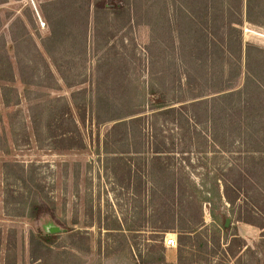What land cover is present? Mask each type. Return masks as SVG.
<instances>
[{
  "label": "rangeland",
  "instance_id": "rangeland-1",
  "mask_svg": "<svg viewBox=\"0 0 264 264\" xmlns=\"http://www.w3.org/2000/svg\"><path fill=\"white\" fill-rule=\"evenodd\" d=\"M45 1L6 0L0 4V36L6 44L10 43L11 21L20 17L39 46L40 40L48 34L40 13V4ZM174 1L139 0L133 21L120 31L114 29L107 43V38L103 36L111 28L104 25L96 36L91 16L86 54L76 44H70L62 53L58 48L54 50V56L61 58L62 63L70 61L66 81L49 65L56 79L54 81L49 77L34 79L39 86L33 85L29 91L18 78L15 80L12 85L20 98L17 105L5 107L0 96V135L7 145L6 149L0 150V264L2 261L4 264H39L30 258L31 234L51 235L52 242H45L48 248L41 251L47 264H104L119 257L129 262L133 249L136 254L144 250L155 258H161L164 235L159 231L164 228L161 225L167 217H159V194L156 191L167 190L173 171H180L182 165L193 173V180L199 182L201 178L205 179L203 173L206 169L215 171L216 162L236 161L231 155L221 157L213 152L212 147L206 145L203 132L196 135L188 149L180 151L178 148L182 145H179L177 150H172L169 140L176 133L175 125L179 119L185 121L189 112L178 109L174 114L159 115L142 105L140 92L145 91L150 78H158L169 89L181 88L184 64L188 62L181 48L178 49V40L171 39L165 26L173 25L172 30H176L173 19L176 12L177 16L180 15V11ZM145 5H152L150 11L153 16L146 18ZM243 18L238 26L243 43L264 49V21L258 19V24H254ZM146 22L152 25L148 27ZM150 26L160 33L150 29ZM28 47L25 52L29 59H37L33 49ZM9 55L13 60L12 50ZM43 56L46 57V54ZM78 81L82 83L73 85ZM96 88L106 98L101 117L110 116L114 111L140 110L137 116L141 119L115 126L112 121H97L94 108L89 104L85 106V113L82 108L78 110L73 98L78 103L83 104L84 98L88 102ZM125 90L130 93L128 102L120 97ZM38 101L41 104L55 103L58 107L69 106L83 139V148L52 149L47 146V141L41 144L35 141L29 107ZM82 113L85 116L83 123L79 120ZM128 119L125 118L126 122ZM161 140L165 141L168 150L161 154L160 160L155 161L153 148ZM187 158L194 168L188 166ZM4 163H16L28 173H34V182L39 185L36 190L39 206L32 208V216L29 214L31 196L23 193L13 171L18 166L4 168ZM158 167L165 170L160 172ZM247 185L250 191L246 194L242 192L241 197L255 212L254 194L258 189L253 181ZM256 198L260 199V196ZM262 202L258 201V218L264 216ZM226 208L227 205H224L217 212L221 213ZM22 212L23 215H20ZM226 218L229 219L227 229H222L224 222L219 220L220 233H216L225 237L220 239L221 248H215V252L208 246L206 253L202 254L203 260L195 263L264 264L262 230L236 222L234 214H227ZM203 219L207 225L212 222L207 205L203 206ZM53 227L58 231L49 232ZM235 232L237 237L231 238ZM211 233H214L213 229ZM242 241L246 245L238 248ZM225 242L230 243L232 252L224 251ZM191 253L192 250H186L184 256L187 260H194L193 256L189 257Z\"/></svg>",
  "mask_w": 264,
  "mask_h": 264
},
{
  "label": "trees",
  "instance_id": "trees-1",
  "mask_svg": "<svg viewBox=\"0 0 264 264\" xmlns=\"http://www.w3.org/2000/svg\"><path fill=\"white\" fill-rule=\"evenodd\" d=\"M138 1L47 0L40 4V13L48 34L40 40L39 46L25 22L20 17L14 18L9 25L10 43L6 44L0 36V96L3 105L9 107L19 103V94L12 85L17 78L28 90L33 85L39 86L34 79L49 77L56 80L49 65L66 81L70 61L62 63L61 58L54 56V50L58 48L62 53L70 44H76L86 54L91 16L96 36L104 25L111 28L103 36L107 38L105 43L109 42L114 29L118 31L133 21ZM5 2L6 0H0V4ZM174 5L180 11V15L177 16L176 12L173 19L176 30H172L173 25L165 26L171 39L178 40V49L181 48L188 62L184 64L181 88L169 89L158 78H150L145 91L140 92L142 105L155 110L159 115L174 114L178 109L189 112L185 121L179 119L175 125L176 133L169 140L172 150H177L179 145H182L178 148L180 151L188 149L196 135L203 132L205 143L212 147L213 152L221 157L231 155L236 160L225 164L214 162L215 171L206 169L203 173L205 179L201 178L199 182H195L193 173L182 165L180 171H173L167 190L156 191L159 194V217H167L161 225L164 228L158 226L161 229L159 233L164 235L174 232L178 262L194 263L203 260L202 254L206 253L208 246L221 248L220 239L225 237L216 233H220L219 220L225 223L227 214H234L236 222L258 227L264 236V216L258 218V201H264V49L243 43L241 30L238 28L244 20L243 16L246 21L254 24H258V19L264 21V0H175ZM151 6H144L146 18L153 16ZM148 25L152 24L146 22V26ZM150 27L160 33L156 28ZM28 46L33 49L37 59H29L25 52ZM10 50L13 52V60L9 55ZM44 53L46 57L43 56ZM80 83L82 82H74L73 85ZM129 94L125 90L120 97L128 102ZM92 95L88 102L84 98L83 104L78 103L75 98L73 101L76 108H82L84 113L88 104L94 108L97 121H112L118 126L141 119V116H137L141 113L140 110L125 113L114 111L112 115L103 118L100 114L106 106V98L98 88ZM84 113L79 116L82 123L85 122ZM29 115L37 143L47 141L49 148L61 150L83 148V139L67 104L58 107L55 103L41 104L38 101L29 107ZM128 117L126 122L125 118ZM201 126L204 128L201 129ZM6 147V142L0 135V150ZM165 147V141L162 140L155 144V161L160 160L161 154L168 150ZM234 155L236 156L233 157ZM213 159L214 157L211 160ZM187 161L188 166L194 168L188 158ZM3 166H18L13 171L23 193L31 196L29 214L32 216V208L39 206L36 200L39 185L34 182V173H28L27 169L16 163H4ZM158 169L160 172L165 170L164 167ZM252 181L258 189L254 194L255 212L247 207L245 198L241 197L242 192L246 194L250 191L247 183ZM256 196H260V199ZM204 205L209 207L212 219L209 225L203 219ZM224 205H227L225 211L217 212ZM261 210L264 211V205ZM211 229L214 230L212 235ZM222 229L227 228L224 226ZM50 237L51 235H30V258L33 262L45 264L41 251L42 248H48L45 242H52ZM235 237L236 232L231 234V238ZM225 244L224 251L229 252L230 243ZM243 245L246 244L242 241L238 248ZM186 250H192L189 257L193 256L194 260L185 258ZM160 260L163 261V258Z\"/></svg>",
  "mask_w": 264,
  "mask_h": 264
},
{
  "label": "crops",
  "instance_id": "crops-1",
  "mask_svg": "<svg viewBox=\"0 0 264 264\" xmlns=\"http://www.w3.org/2000/svg\"><path fill=\"white\" fill-rule=\"evenodd\" d=\"M175 238L176 239V234L175 233H165L163 237V251H162V258L163 261L160 260V258H155L153 257L152 253L150 252H144V250H139L137 254L134 252V249L131 252L130 260L129 262L124 261L123 257H119L117 260L112 258L111 260L105 261L104 264H197V263H179L178 262V253H177V246H165L164 244V238ZM132 249V248H131ZM3 251V250H2ZM148 251V249H147ZM145 253V254H144ZM149 253V254H148ZM146 256V260H144V257ZM1 264H4L2 261ZM43 264V263H39ZM47 264V262H45Z\"/></svg>",
  "mask_w": 264,
  "mask_h": 264
},
{
  "label": "built area",
  "instance_id": "built-area-1",
  "mask_svg": "<svg viewBox=\"0 0 264 264\" xmlns=\"http://www.w3.org/2000/svg\"><path fill=\"white\" fill-rule=\"evenodd\" d=\"M164 244L165 246L169 247V246H176V239L175 238H164Z\"/></svg>",
  "mask_w": 264,
  "mask_h": 264
},
{
  "label": "water",
  "instance_id": "water-1",
  "mask_svg": "<svg viewBox=\"0 0 264 264\" xmlns=\"http://www.w3.org/2000/svg\"><path fill=\"white\" fill-rule=\"evenodd\" d=\"M228 224H229V219L227 218L225 220L224 226L227 227ZM57 231H58V229L57 228H54V227L49 229V232H52V233L57 232Z\"/></svg>",
  "mask_w": 264,
  "mask_h": 264
}]
</instances>
